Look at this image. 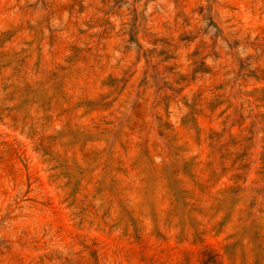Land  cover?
<instances>
[{
  "label": "rangeland",
  "instance_id": "374dc122",
  "mask_svg": "<svg viewBox=\"0 0 264 264\" xmlns=\"http://www.w3.org/2000/svg\"><path fill=\"white\" fill-rule=\"evenodd\" d=\"M0 264H264V0H0Z\"/></svg>",
  "mask_w": 264,
  "mask_h": 264
}]
</instances>
